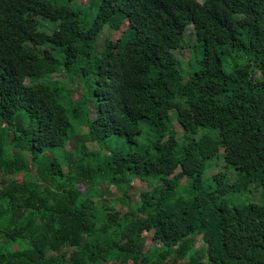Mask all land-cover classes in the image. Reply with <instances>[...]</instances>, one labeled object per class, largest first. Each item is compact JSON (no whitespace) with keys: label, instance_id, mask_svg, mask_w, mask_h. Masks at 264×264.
I'll return each mask as SVG.
<instances>
[{"label":"trees","instance_id":"1","mask_svg":"<svg viewBox=\"0 0 264 264\" xmlns=\"http://www.w3.org/2000/svg\"><path fill=\"white\" fill-rule=\"evenodd\" d=\"M79 12L0 0V240L16 245L0 247V264H264V0H101L88 27ZM124 22L91 68L102 29ZM189 27L183 73L175 52ZM75 62L95 76V118L70 100L74 123L58 87L67 83L52 76ZM106 140L118 146L88 147ZM214 159L234 182L205 179ZM134 180L158 185L131 204ZM254 184L262 202L238 204ZM152 232L160 243L146 249Z\"/></svg>","mask_w":264,"mask_h":264},{"label":"rangeland","instance_id":"2","mask_svg":"<svg viewBox=\"0 0 264 264\" xmlns=\"http://www.w3.org/2000/svg\"><path fill=\"white\" fill-rule=\"evenodd\" d=\"M52 3H54L57 6H68L72 11H77L79 10L80 12L77 15V19L79 20V24L82 27H88L96 13L98 10V6L101 0H92V4L89 6L83 5L82 3H84L85 0H78V4L75 2L72 3H68L67 0H49ZM39 26L41 27V29H43V26H45V28H56L55 25H52L50 22H43L39 23ZM128 24L127 22H124L120 28L119 31H115V32H111L109 31L106 27H104L102 29L101 34L99 35L97 41H96V45H95V51L92 54V52L89 54V61H90V65L92 66L91 68H94V55H96L97 52L102 50V45L103 42L107 39L110 40L111 42H116L119 38V36L121 35L122 31H124L127 28ZM186 45L182 48L179 49V51L175 52V55L180 59V64H179V68L181 69V71L183 73H188L190 67H189V60H190V45L191 43L195 42V29L193 27H189L186 31ZM134 50H136L137 52H139L141 54V52L143 51V48L141 46H136L134 48ZM192 54L194 56V61L197 58H201L202 57V50L199 46V44H197L196 46L193 45L192 47ZM84 66H86L83 63H79V62H75L72 63L70 65L71 70L69 71V74L67 76V74L63 71V69H59L53 76H52V80L54 81H62L64 83H67L65 85H61L58 86L59 88L62 87H66L67 89H69V98L68 96H66L67 92H64L62 90V96H61V102L63 104V106L67 109L69 116L72 118L73 122L75 123L73 116L71 114V111L73 108H75L78 104L76 105H70V100L77 102L80 100H84L87 101V106L90 105L89 109H90V117L91 118H95V98L93 96V87H94V78L95 76L93 74L84 76V73L82 71H80ZM72 79V82L70 81V79ZM70 87V88H69ZM87 110V107H85ZM83 132H88V128L86 126L82 127ZM78 131L77 125L75 124V129H74V133ZM176 131H177V135L178 137H180L182 135V130L180 129V127H178V125L176 124ZM82 133H78L76 134L71 142L69 143V145L67 146V150H71L73 149V145L76 143H79L82 139ZM116 145L114 143L113 140H106V142H101V144H99V146H97L94 143H89L88 147L91 149H98L100 151L106 152V149H112L115 148ZM56 155H59L61 151H59V149H57L56 151ZM54 152V153H55ZM223 152V151H222ZM208 173L205 177V179H208L209 177H211L212 175L218 173V172H222V174H225L228 179H231L232 181L236 180V173L235 170L231 167H227L225 166L224 162L221 159H214L213 161L210 162V167L208 168ZM210 171V172H209ZM170 177H175L176 175L178 176L179 174V170L176 168V166L174 167L173 170L170 171ZM235 174V175H234ZM176 176V177H177ZM17 179L19 181H21L22 177L18 176ZM233 181V182H234ZM158 185V183L156 182H145V181H141V180H134L132 183V188L129 190L128 192V199L127 201H129L131 204H138L140 203L142 200H144L149 192L154 189L156 186ZM186 187V180L183 179L181 180L180 183V188L179 191H182L184 188ZM81 190H85L86 191V186H80ZM111 192L105 193V198L106 199H116L117 201H119V203H117L116 208L117 210L121 213L124 214V212L127 211V206L126 204H124L122 202L121 199H119V197L121 196L117 190L114 187H110ZM261 192L262 190L260 189V186L258 185H251L249 190L244 193L242 196H240L237 199V203L238 204H244V203H261ZM121 200V201H120ZM145 244H146V249H148L153 243H160V238L159 236H157L155 233H148L145 236ZM196 246L199 248L201 246V242L197 241ZM0 247H7L10 250H13L16 248V245H13L9 242H7L4 239L0 240ZM65 255H67V252H65Z\"/></svg>","mask_w":264,"mask_h":264}]
</instances>
